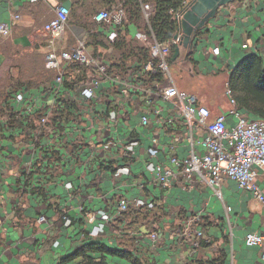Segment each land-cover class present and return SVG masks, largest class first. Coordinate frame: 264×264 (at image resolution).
I'll list each match as a JSON object with an SVG mask.
<instances>
[{
	"label": "crops",
	"instance_id": "crops-1",
	"mask_svg": "<svg viewBox=\"0 0 264 264\" xmlns=\"http://www.w3.org/2000/svg\"><path fill=\"white\" fill-rule=\"evenodd\" d=\"M59 2L71 9L64 37L59 40L60 49L71 50L82 39L93 54L94 47L88 46L91 30L80 22H70L71 14L73 11L95 12L91 18L97 23L95 15L113 10L117 0ZM14 14H19L20 18L13 20ZM55 15L53 0H0V23L7 21L12 27L11 34L0 44V115L11 107L8 99L12 91L25 88L35 91L42 85L47 71L54 73L45 67L48 36L42 28ZM98 25L100 28L95 26L94 31H102L110 43L108 24ZM120 28L127 29L128 36L137 40V44L149 45L143 29L131 23L128 28L125 24ZM200 32L193 38L196 64L189 62L190 71L223 75L225 92L230 72L248 53L264 56V0L230 2L220 7L217 16ZM244 43L249 47L243 48ZM214 47L220 48L219 55L212 53ZM183 48L186 49L181 46V50ZM98 51L108 61L114 59L113 47L106 49L99 45ZM111 71L116 72L115 65ZM73 73L72 76L77 75ZM114 92L115 89L110 88L109 98L102 96L103 110L97 117L99 129L92 135L100 138L108 135V123L104 121L117 109L113 103ZM227 100L211 107L200 101L215 116L231 107ZM138 101L135 98L122 106L123 134L129 139H140L130 174L119 171L127 165L121 149L102 151L95 140H74L71 135L57 141L58 146L59 142H65L67 160L64 162L62 156L52 158L48 173H44L45 162L41 161V155L26 146L23 139L26 136L31 142L36 140V145L40 146L47 142V136L36 139L31 127L20 125L16 118L10 125L16 127L17 132H13L12 127L5 130L0 126V264H57L61 257L72 254L91 239L111 249L130 251L144 264H210L212 260L217 264H264V237L261 243H247L250 234L264 236V205L227 177L222 183L223 198L199 176L193 183L185 181L182 175L167 184L156 181L146 170L150 158L146 149L150 136L158 133V129L141 125L144 109ZM70 102L79 109L93 105L91 101L81 102L76 91L71 94L68 104ZM161 104L167 107L166 103ZM71 129L69 127L68 131ZM185 134L180 123L178 129L170 127L167 136L160 134V138L164 142H178V154L183 156L188 148ZM178 136L180 140L176 141ZM158 160L164 162L166 168L169 166L166 151ZM45 176L49 184L45 183ZM67 182L74 185H65ZM258 183L264 191V168L259 169ZM121 198L132 201L129 211L107 224L100 235L91 236L93 224L87 220L88 215L100 207L113 208ZM138 198L153 202L154 206L149 210L139 207L135 204ZM198 213H201L198 224H192V232L185 233L190 217ZM196 226L203 231L202 238L197 236ZM156 231L160 233L157 241L152 238ZM55 241L59 244L55 245ZM108 262L131 264L119 257H109ZM69 264H82V261L77 258Z\"/></svg>",
	"mask_w": 264,
	"mask_h": 264
},
{
	"label": "built area",
	"instance_id": "built-area-1",
	"mask_svg": "<svg viewBox=\"0 0 264 264\" xmlns=\"http://www.w3.org/2000/svg\"><path fill=\"white\" fill-rule=\"evenodd\" d=\"M53 1L56 3V15L43 26L42 32L48 36L45 67L55 75L51 81L44 82L35 91L30 88L12 91L8 100L11 107L15 108V112H18L24 127L28 126V119L36 110L46 109L39 126L32 130L36 139L41 135L47 136L46 144H49L54 140L70 138L71 135L74 140H95L101 145L102 151L114 152L121 149L127 165L119 171L130 174L131 163L137 155L140 139H129L123 134L122 106L136 98L140 107L144 109L141 112V125L158 129V133L150 136V145L146 149L150 157L146 163V170L156 181L167 184L182 175L185 181L193 183L199 176L219 198H223L222 183L227 177L236 181L240 188L251 192L264 205V191L258 183L259 169L264 168V119L248 118L243 114L237 107L228 83L225 92L231 107L213 116L211 109L202 104L196 94L177 86L171 73L168 62L171 47L174 44L180 45L183 41L181 20L192 0H183L180 8L170 11L180 24V29L173 38L170 41H159L151 30L152 38L148 45L149 59L145 63L134 61L123 73L110 72L109 62L104 55H93L85 40L80 39L71 50L60 49L59 40L64 37L71 9L59 0ZM139 1L143 16L150 26V15L154 11V4L144 0ZM19 18V14H14L12 17L13 20ZM125 18L123 0H117L113 10H103L95 15L98 24H108L107 35L111 41L117 38L118 29L124 24ZM11 31L10 22L0 23V44L11 34ZM242 47L248 48L249 45L244 43ZM220 52L219 47L212 49L214 55H219ZM73 64L84 67V71L80 74L79 80L67 85L69 78L67 73ZM110 88L115 89L113 103H116L117 109L111 111L105 118L104 122L108 123L106 129L109 133L100 138L92 133L99 129L97 117L103 110L102 96L108 99ZM74 91L79 94L81 102L91 101L93 105L87 109H79L74 102L68 104ZM160 102L166 103L167 107ZM65 105L68 106L65 118L59 119L54 125L48 124L51 114L64 108ZM62 123L65 127L63 130ZM180 123L186 132L185 141L188 147L183 156L178 154L180 146L178 142L173 140L164 142L160 138V134L167 136L170 127L175 126L178 129ZM0 126L10 130L9 115L0 116ZM68 126L72 127L71 131H68ZM17 130L16 127L12 128L13 132ZM27 139L25 136L24 144L41 155L42 146H37L36 140L31 142ZM178 140H180L179 136L176 137V141ZM165 151L169 161L167 168L164 162L158 160ZM65 185L74 184L67 182ZM135 204L148 210L154 206L153 202L148 203L140 198L136 199ZM131 205V200L121 198L113 208L100 207L89 214L87 220L93 224L89 234L100 235L107 224L127 213ZM230 209L228 207V210ZM200 217L201 213L192 215L184 232L191 233L194 229L191 225H197ZM196 234L202 238L203 231L197 226ZM263 237L250 234L247 236V243L249 245L261 243ZM152 238L157 241L160 233L154 232ZM58 244L59 241H55V245Z\"/></svg>",
	"mask_w": 264,
	"mask_h": 264
},
{
	"label": "trees",
	"instance_id": "trees-1",
	"mask_svg": "<svg viewBox=\"0 0 264 264\" xmlns=\"http://www.w3.org/2000/svg\"><path fill=\"white\" fill-rule=\"evenodd\" d=\"M144 1L152 2L154 4V11L150 15V26L143 16L139 0H123V7L126 12V19L124 20L126 28H128L131 23L138 29H143L149 40L152 38L153 31L155 37L159 41H170L180 29V24L176 19L173 18V15L170 11L171 9L176 10L180 8L183 0ZM93 13L95 12L79 14L76 11H73L70 22H80L91 30L90 35L92 38L90 41H88V46L92 45L94 47L93 55L96 56L102 54L101 51H98L99 45L105 47L106 49L113 47L114 59L110 61L106 59L109 62L110 72H112L111 69L114 65L116 68V73H123L126 67L136 60L142 63L147 62L150 57V47L148 45L137 44V40H134L128 36L127 29L122 28L118 29L117 38L114 41H110V43H108L104 38L102 31H94L95 28L99 27L100 25L92 20L91 17ZM200 33L201 32L198 31L195 37L199 36ZM176 46L177 44H174L171 47L170 56L168 58L169 65H172L178 60V57L175 60L172 59ZM195 47L196 46L193 45L186 51V59L187 61L191 62L193 66L196 64L194 59ZM82 71H84V67L73 64L67 73L69 76L67 85H71L72 80L74 82L79 80ZM73 72H75V74L77 73V75L72 76L74 74ZM54 75L55 73H50V71H47L46 77L43 79V83L51 81ZM228 84L231 88L232 95L236 100L237 107L243 112V114H245L248 118L264 119V56L257 52L248 53L230 72ZM67 109L68 106L65 105L64 108L51 114L48 124L54 125L59 119L65 118L64 116L67 115ZM45 111L46 109L44 108L38 109L29 117L27 124L29 127H31V130H35L39 126V122L41 117L44 116ZM17 114L18 112H15L13 107H8L4 109V113L0 116L9 115L10 122L13 118H16L17 121L21 122L20 125H23L20 116L17 117ZM248 115H250V117ZM9 127L14 128L11 125ZM3 128L5 129V127ZM64 143L59 142L58 146L57 141H55L49 144L45 143L41 145V161L45 162L43 169L44 173H48V166L52 158H59L62 156L64 158V162L67 160L66 156H64L67 151ZM47 179L49 178L46 177L44 181L46 184H49L46 182ZM109 257L123 258L129 261L131 264H144V261L140 257H136L132 252L118 248L111 249L108 246L95 241L94 239L83 243V245L72 254L61 257L57 264H69L77 258L81 259L82 264H110L108 262ZM209 263L217 264L214 260L210 261Z\"/></svg>",
	"mask_w": 264,
	"mask_h": 264
},
{
	"label": "rangeland",
	"instance_id": "rangeland-1",
	"mask_svg": "<svg viewBox=\"0 0 264 264\" xmlns=\"http://www.w3.org/2000/svg\"><path fill=\"white\" fill-rule=\"evenodd\" d=\"M185 52L186 50L183 48L178 60L170 65L177 86L187 92L196 94L209 107L212 104H224L227 96L224 92L225 81L223 75H216L211 72L196 73L193 69L190 71L191 65L189 61L185 60Z\"/></svg>",
	"mask_w": 264,
	"mask_h": 264
},
{
	"label": "water",
	"instance_id": "water-1",
	"mask_svg": "<svg viewBox=\"0 0 264 264\" xmlns=\"http://www.w3.org/2000/svg\"><path fill=\"white\" fill-rule=\"evenodd\" d=\"M235 0H192L190 7L185 11L181 20V29L184 33L183 41L175 47L172 59L175 60L181 51V46L192 47L193 38L207 23L217 16L220 7Z\"/></svg>",
	"mask_w": 264,
	"mask_h": 264
},
{
	"label": "flooded vegetation",
	"instance_id": "flooded-vegetation-1",
	"mask_svg": "<svg viewBox=\"0 0 264 264\" xmlns=\"http://www.w3.org/2000/svg\"><path fill=\"white\" fill-rule=\"evenodd\" d=\"M190 47H187L185 50L187 51L188 49H189ZM185 60L187 61V59H186V52H185Z\"/></svg>",
	"mask_w": 264,
	"mask_h": 264
}]
</instances>
